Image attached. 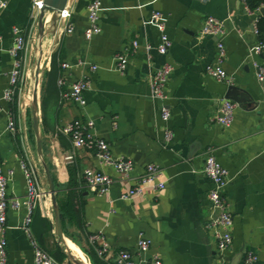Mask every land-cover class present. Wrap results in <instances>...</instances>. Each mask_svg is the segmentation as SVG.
Returning <instances> with one entry per match:
<instances>
[{"label": "crops", "instance_id": "0c3cea01", "mask_svg": "<svg viewBox=\"0 0 264 264\" xmlns=\"http://www.w3.org/2000/svg\"><path fill=\"white\" fill-rule=\"evenodd\" d=\"M7 1V8L0 11V171L15 170L8 192L22 202L19 209L8 211V264H34L33 246L23 228L28 214L27 181L20 166L24 144L43 192L32 213L31 231L45 249L56 237L55 211L37 153L34 125L30 129L23 105L4 98L14 68L12 29H30L34 0ZM90 1L69 0L68 14L54 33L43 38L40 67L45 63L46 72L50 71L54 58L59 71L49 82V90L45 76L38 103L44 160L53 175L58 203L63 199L70 204L67 224L76 238L66 237L70 251L86 255L90 264H115L121 249L134 252L137 264L154 254L162 264H217L216 240L205 226L212 213L208 199L212 183L203 170L206 155L212 152L228 170L225 196L233 216V243L226 254L227 264H246L249 251L258 256L256 264H264V83L258 80L256 66H264V47L257 51L264 39L257 31L264 4L251 14L243 0H102V30L88 40ZM154 11L163 13L173 42L165 55L156 49L160 31L152 20ZM208 16L220 19L226 28L223 67L232 83L206 72L218 54V37L203 33ZM69 24L74 27L72 33L67 32ZM134 41L139 42V49L121 73L115 55ZM147 42L153 46L149 54ZM78 60L96 64L97 70L88 65L61 66ZM166 62L174 65L166 86L171 111L167 122L161 102L151 97V75ZM61 75L67 80L64 86L59 84ZM83 76L91 80L84 107L63 96L71 82ZM231 85L236 86V96L240 93L245 100L228 97ZM222 98L236 103L234 120L227 127L212 120ZM10 114L18 119L16 133L8 131ZM77 118L92 120L91 132L106 139L114 155L135 161L130 180L99 162L94 151L74 146L63 128ZM168 130L170 140L166 139ZM151 163L161 166L166 187L123 200L121 195ZM90 167L115 179L109 193L98 195L86 186L84 173ZM95 233H103L109 244L107 258H101L97 245L90 241ZM141 233L152 241L146 255L136 252Z\"/></svg>", "mask_w": 264, "mask_h": 264}, {"label": "built area", "instance_id": "2783aa9c", "mask_svg": "<svg viewBox=\"0 0 264 264\" xmlns=\"http://www.w3.org/2000/svg\"><path fill=\"white\" fill-rule=\"evenodd\" d=\"M247 12L253 14L259 9H252L248 6L247 1L243 0ZM8 6L7 0H0V11H3ZM43 6V0H34V10H39ZM102 10V0H91L88 6L89 26L85 32L88 40L92 39L96 34L101 32L99 23L100 12ZM68 14V7L61 14V18ZM153 23L160 31V42L156 46L157 51L165 55L172 46V39L166 30V19L161 11H154L152 14ZM74 27L69 24L67 32L72 33ZM258 31V29H257ZM30 29L14 26L13 46L10 50L14 59V68L11 73L9 85L4 93L5 100L9 102L17 101L19 105L24 107V88L27 81V50L31 41ZM203 33L211 34L218 37L217 42V60L215 63H209L206 66V72L218 80L232 83V76L223 67V62L226 58L225 45L222 40L226 34V28L223 22L215 16H208L204 22ZM139 42L134 41L132 47H127L115 55L118 71L124 73L128 67L130 57L139 49ZM152 45L147 42L145 44L146 51L152 49ZM264 47V39L260 42L257 48L259 52ZM76 65H88L91 70H97L96 64H91L84 60H78L76 64L63 62L62 68L71 69ZM258 80L264 83V66L256 63ZM174 70V65L166 62L162 67L158 68L151 75V97L154 100L161 102V114L165 122L169 121L171 111L167 103L168 94L166 86L170 79L171 73ZM67 83L66 77L61 75L59 78L60 86ZM91 86L89 76H83L71 82L70 89L63 93V96L72 99L81 106H86L87 100L85 93ZM264 103V95H263ZM236 103L229 98H222L216 115L212 120L222 126H230L234 120V110ZM94 122L92 120H83L81 118L74 119L67 123L63 132L70 136L76 148H85L92 150L99 162L110 165L124 178L130 180L132 171L135 167V161L128 156H116L112 152L110 143L101 137L94 135L91 132ZM18 128V119L13 114H10L8 120V131L16 133ZM172 132H166V139L170 140ZM20 166L23 169L27 181V192L25 195V204L28 207V214L25 217L23 228L27 232L34 250V264H66L56 259L48 252L33 236L31 231L32 213L37 200L42 195V188L38 177L36 166L31 160L30 151L24 144V153L20 160ZM203 172L212 183L208 193V199L211 205L212 213L206 220V228L213 234L216 240V249L218 261L217 264H227L226 254L230 250L233 243V216L229 209L228 200L225 196V188L228 184V170L216 158L212 152H208L205 159ZM15 170L8 169L0 171V264H8V238H7V216L10 208L19 209L22 202L17 198H11L8 192L9 181L13 178ZM163 170L161 166L151 163L147 166L146 172L140 176L137 181L121 195L123 200L143 195L148 189L161 190L166 187V182L161 180ZM84 180L86 186L97 193L105 195L109 193L115 179L101 171L100 169L90 167L85 170ZM91 243L97 245V253L101 258H107L110 253L109 244L107 243L103 233H95L90 236ZM152 246V241L145 234L141 233L137 242V253L146 255ZM258 256L249 251L245 257L246 264H256ZM142 264H162V259L158 254L151 257H142ZM115 264H137L134 252L129 249H121L115 256Z\"/></svg>", "mask_w": 264, "mask_h": 264}, {"label": "water", "instance_id": "95a60500", "mask_svg": "<svg viewBox=\"0 0 264 264\" xmlns=\"http://www.w3.org/2000/svg\"><path fill=\"white\" fill-rule=\"evenodd\" d=\"M68 2L69 0H43V6L40 9V12L38 15L41 42L44 36H49L50 34L56 31L58 22L61 20V14L67 8ZM260 11L264 15V7H262ZM48 12L51 13V17L46 22L45 19H46V14ZM40 62H41V57L34 71V76L37 78L36 82H38V77L40 75ZM36 90L34 91V96L32 100L33 125H34V131L36 135V141H37V153L39 157L41 158V161L43 163V166L46 172V176H47L48 183H49V194L51 196L52 204H53L54 211H55V235L57 238V244L61 252L68 258L70 263L88 264L87 262H84L82 259L76 256L74 253H72L68 246L64 247V245H66V236L64 234V229H63L62 212H61L58 200H57L56 188H55V183H54L51 169L44 160L43 137H42L41 130H40L38 93ZM228 97L235 99L239 102H241L243 99L245 100L244 95L240 93H238V96H236V86L234 85H231L229 87Z\"/></svg>", "mask_w": 264, "mask_h": 264}, {"label": "rangeland", "instance_id": "374dc122", "mask_svg": "<svg viewBox=\"0 0 264 264\" xmlns=\"http://www.w3.org/2000/svg\"><path fill=\"white\" fill-rule=\"evenodd\" d=\"M39 12H40L39 10H35L34 16L31 19L30 31H32V32H31V41H30V44H29L28 50H27V65H26L28 77H27V81L25 84V88H24V92H25L24 97H25L27 90H28L29 94H31L32 92L34 94L35 88H37V86H38V88H37L38 102L40 101V96H41V92H42V84L45 80V73L47 70L45 63H44L43 68L40 69L41 75H39L38 82H36L37 78L34 76V71H35L37 64H38L40 57H41L40 47H41V43H42L41 42V36H40L39 20H38ZM50 17H51V13H50L49 19H50ZM45 38H47V36H44V39ZM42 41H43V39H42ZM29 74H30V76H29ZM33 89H34V91H33ZM25 101L26 102H24V109L26 110V113L28 116L29 127H30V129H32V125H33L32 100L28 101V99L26 98ZM33 149H34L33 151H35V145H34ZM64 234L66 237L71 238L73 241H76L74 233L70 230L69 224H67V220H66L65 226H64ZM44 246L59 261L66 263V264H73V263H70V261L68 260L67 257L59 254V246L57 244V238L56 237L53 239V245H44Z\"/></svg>", "mask_w": 264, "mask_h": 264}, {"label": "trees", "instance_id": "16d2710c", "mask_svg": "<svg viewBox=\"0 0 264 264\" xmlns=\"http://www.w3.org/2000/svg\"><path fill=\"white\" fill-rule=\"evenodd\" d=\"M246 1H247L248 6L252 9H259L264 4V0H246ZM257 28H258V32H259L260 36L264 37V16H261L259 18L258 23H257ZM58 74H59V71H57V69L55 67V59L53 58L51 70L45 73V76L48 78V83H47L48 85L46 87V90H47V88L49 90V87H51L49 82L52 81L53 78H57ZM59 205H60V209L62 212V221H63V227H64L66 220L71 218V215H72L70 212V208H69L70 204L63 201V199H62V200H60ZM59 254L62 256H65L61 252L60 248H59ZM95 264H97V263H95Z\"/></svg>", "mask_w": 264, "mask_h": 264}, {"label": "bare ground", "instance_id": "6f19581e", "mask_svg": "<svg viewBox=\"0 0 264 264\" xmlns=\"http://www.w3.org/2000/svg\"><path fill=\"white\" fill-rule=\"evenodd\" d=\"M49 16H50V13L48 12L47 13V15H46V19H45V21L47 22L48 21V19H49ZM40 45V44H39ZM38 48V47H37ZM40 49H41V60H42V56H43V41H42V43H41V47H40ZM39 49V50H40ZM40 53V52H39ZM40 67H41V62H40ZM31 72V71H30ZM29 76H30V74H29ZM37 88H35V90H36ZM33 91H34V89H33ZM37 91V90H36ZM33 96H34V94H33V92L31 93V94H29V92H28V90H27V92H26V98L28 99V101L29 100H33ZM24 97V100L26 99ZM27 101V100H26ZM25 101V102H26ZM28 103V102H27ZM65 246H68V244H67V238H66V245H64V247ZM76 255V254H75ZM76 256H78V255H76ZM80 259H82L84 262H87L88 264H90V262H89V260H88V258H87V256L86 255H81V256H78Z\"/></svg>", "mask_w": 264, "mask_h": 264}]
</instances>
